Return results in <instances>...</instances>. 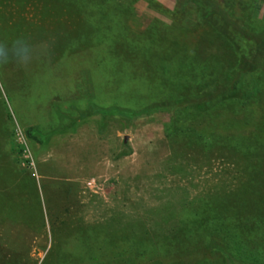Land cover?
Segmentation results:
<instances>
[{
    "label": "rangeland",
    "instance_id": "obj_1",
    "mask_svg": "<svg viewBox=\"0 0 264 264\" xmlns=\"http://www.w3.org/2000/svg\"><path fill=\"white\" fill-rule=\"evenodd\" d=\"M226 1L264 28V0ZM204 26L195 0H0V43L23 37L33 56L0 65V264H228L209 246L218 215L264 258V95L73 122L223 77L237 63L223 39L180 41Z\"/></svg>",
    "mask_w": 264,
    "mask_h": 264
},
{
    "label": "trees",
    "instance_id": "obj_2",
    "mask_svg": "<svg viewBox=\"0 0 264 264\" xmlns=\"http://www.w3.org/2000/svg\"><path fill=\"white\" fill-rule=\"evenodd\" d=\"M195 2L200 18L206 26L200 27L189 38L185 39L187 34H183L180 41L182 42L183 40L184 47L192 49V46L197 44L202 35L206 31L211 30L215 35L223 39L236 55L237 63L232 70L225 72L223 77L217 79L196 95H188L180 99L156 101L141 108H131L117 104L106 105L103 103H100V106L90 105L88 109L80 111V117L73 119V122L76 123L81 118L93 114H100L103 118L124 117L135 121L159 112L174 114L188 110L208 111L213 106L230 99L242 101L249 100L250 98L262 99L264 95L262 87L264 83H261L264 80V28L260 31H254L245 25L242 18L238 16L240 15L237 13L238 11L234 10L232 2L226 0L219 2H215L214 0H195ZM252 76H259V81H252ZM64 130L63 127L57 133H63ZM28 136L32 139L38 136L42 142L48 137L37 130L29 131ZM129 153L127 151L125 154ZM216 220L218 222L217 225L215 221L214 229V239L216 236V240H212L209 244L214 254L216 252L222 254L229 261L228 264H264V258L260 257L258 253L254 255L250 251V254L247 255L246 247L241 242V230L235 227L234 223L221 215H218ZM261 224L264 225V222L261 221ZM256 231L263 235L262 241L264 244V230L260 226ZM228 240L236 242H233L234 250L238 256L236 257L238 258L236 261H233L228 256V251L231 248ZM200 264L212 263L206 262Z\"/></svg>",
    "mask_w": 264,
    "mask_h": 264
},
{
    "label": "clouds",
    "instance_id": "obj_3",
    "mask_svg": "<svg viewBox=\"0 0 264 264\" xmlns=\"http://www.w3.org/2000/svg\"><path fill=\"white\" fill-rule=\"evenodd\" d=\"M10 59L22 65H27L33 59L31 48L24 42L23 37H18L12 41L11 47L6 42L0 43V65L7 64Z\"/></svg>",
    "mask_w": 264,
    "mask_h": 264
},
{
    "label": "water",
    "instance_id": "obj_4",
    "mask_svg": "<svg viewBox=\"0 0 264 264\" xmlns=\"http://www.w3.org/2000/svg\"><path fill=\"white\" fill-rule=\"evenodd\" d=\"M127 140H128V139H127V137H126V138H125V142H127Z\"/></svg>",
    "mask_w": 264,
    "mask_h": 264
}]
</instances>
